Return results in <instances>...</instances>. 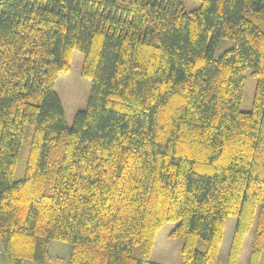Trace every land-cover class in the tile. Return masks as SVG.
Here are the masks:
<instances>
[{"label":"trees","instance_id":"obj_1","mask_svg":"<svg viewBox=\"0 0 264 264\" xmlns=\"http://www.w3.org/2000/svg\"><path fill=\"white\" fill-rule=\"evenodd\" d=\"M0 0V242L9 264H160L176 224L181 264H226L255 224L264 251V0ZM223 38L235 45L220 57ZM75 51L92 80L69 127L55 90ZM257 78L241 109L246 70ZM30 132L25 177L14 179ZM206 249L198 248L199 239Z\"/></svg>","mask_w":264,"mask_h":264},{"label":"rangeland","instance_id":"obj_2","mask_svg":"<svg viewBox=\"0 0 264 264\" xmlns=\"http://www.w3.org/2000/svg\"><path fill=\"white\" fill-rule=\"evenodd\" d=\"M183 1L187 10H191L197 7V5H200V2L197 0ZM234 45L235 42L233 40L223 38L217 47L215 53L216 57H220L226 50L232 48ZM83 65L84 55L80 51H75L72 56L70 70L59 75L55 86V90L61 100L64 115L69 127L73 125L77 112L87 108L92 93L93 82L90 78L84 76ZM245 76L246 81L241 109L244 111H251L254 102L257 78L254 76L253 71L250 68L246 70ZM29 136L30 132L26 135V141L23 143L19 152L18 162L14 173V179L16 181L22 180L25 177L30 153ZM236 222L237 219L233 216H228L226 219L224 237L220 247L217 264L227 263ZM175 226L176 224L169 223L158 232V237L155 239V245L151 255L153 261L160 264H181L182 240L170 237L171 232H169L172 231ZM162 235H166V237L160 238ZM254 235L255 224L244 240L238 264H250V254ZM198 248L201 250L206 249V242L201 238L198 241ZM71 250L72 245L70 243L61 240H51L48 245V257L44 262L41 263L26 259L23 264H69ZM0 264H9L1 242ZM260 264H264V251Z\"/></svg>","mask_w":264,"mask_h":264},{"label":"crops","instance_id":"obj_3","mask_svg":"<svg viewBox=\"0 0 264 264\" xmlns=\"http://www.w3.org/2000/svg\"><path fill=\"white\" fill-rule=\"evenodd\" d=\"M169 232H171V231H169ZM166 234H167V233H166ZM157 237H158V236H156V238H157ZM161 237H162V238H163V237H166V235H162V236H160V238H161Z\"/></svg>","mask_w":264,"mask_h":264}]
</instances>
